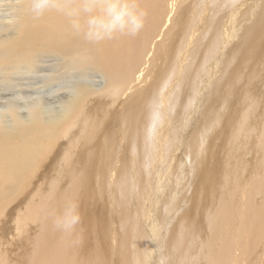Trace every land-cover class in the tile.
<instances>
[{
    "label": "bare ground",
    "instance_id": "6f19581e",
    "mask_svg": "<svg viewBox=\"0 0 264 264\" xmlns=\"http://www.w3.org/2000/svg\"><path fill=\"white\" fill-rule=\"evenodd\" d=\"M5 2L0 215L27 188L44 196L9 253L23 249L21 264H244L264 236V0H48L39 14L32 0ZM225 63L235 65L233 105H216L212 123L203 108ZM190 150L195 165L183 159ZM125 170L132 202L121 208ZM79 220L99 227L93 249Z\"/></svg>",
    "mask_w": 264,
    "mask_h": 264
},
{
    "label": "rangeland",
    "instance_id": "374dc122",
    "mask_svg": "<svg viewBox=\"0 0 264 264\" xmlns=\"http://www.w3.org/2000/svg\"><path fill=\"white\" fill-rule=\"evenodd\" d=\"M5 1L6 0H3V3H6ZM261 25H262V27L264 26V13L260 17V20L258 21V24H257V26L255 28H258ZM235 51H236V45H235V48H234V53H235ZM229 62H231V61H229ZM197 63L203 64L202 58L199 61H197ZM234 67H235L234 64L225 63V64L222 65L224 78L222 80H220V81H221V83L223 85H221L220 82L217 83L216 89L215 90L213 89L214 90L213 91V96L210 99V102L207 103V106L205 108H203L204 117H208L209 119H211L212 123L216 122V119L218 118V116L221 113L220 109H217L215 107L216 105H218V107H220V104L225 102V106L226 105H230L229 109H231V106L233 105V101H230L229 98H230V92H231L232 86L235 84V81H236L234 79V77L232 76V75L235 74V68ZM223 74L221 73V74H219V76L223 77ZM151 79L154 80V77H152ZM227 91H229V96L228 95L226 96ZM223 96H225V99H223ZM179 119H182V117L178 116V121H179ZM230 121H231V115L229 113H226L224 118L221 120L220 125L217 126L216 130L219 131L221 137H220V142H215V144H214L215 146L213 145L212 147H210V149L213 150V153H214V149L217 151V148L221 147L222 139H224L225 136H226V129L229 127ZM177 123H176V125L174 127H172V129L175 130V127L178 126ZM170 133H172V132H170ZM178 133L179 132H175L174 135L176 136ZM196 134H197V132L195 131L194 134L191 137L195 136ZM196 138H197V135H196ZM106 142L108 143V140H106ZM114 147H116V150L118 151V147L119 146H117V144H116V139H115ZM189 154L190 155H189L188 158H186V159L183 158V159L185 160V162H188V164H194L195 165V163L197 162V150H190ZM129 157L131 158L132 156H129ZM213 158L214 157H210L209 164H210V161ZM215 160L217 161V156L215 157ZM46 164H51V163L48 160ZM45 169L47 171V168H45ZM172 174H174V176H176V180L178 179V176L180 175L178 173L177 169H174ZM181 174H184V172H182ZM144 176H145L146 179L148 178L147 175L144 174ZM123 181H124V184L122 183V187L120 188L121 208H127L129 200H130V202H132V195H131V192H130V190H131L130 172H127L126 170L124 171V173H123ZM182 181H183V186L180 188V190L176 191V195L179 194L180 197L177 198V199L173 198V200H175V201H178L180 199H184L185 196L188 194L189 187L186 186V184H187V174L185 175V177L182 178ZM33 182L36 183L35 180H33ZM109 182H110L109 178L105 179V180H102L101 187L103 188L104 192H107V191L109 192L110 191ZM39 186L40 185H38V187L36 186L37 187V188L35 187L36 189L27 188L26 190L21 191L20 193L17 194L18 196L16 195V197L13 198L10 202H8L6 204V206L1 210V215H0V231H1V233H0V241H1L0 242V264H7L11 257H12V259H10V262L8 264H11V263L12 264H17L18 260H19L18 264H21L22 257L26 256V253L23 255L24 250L23 249L21 250L20 248H17L15 253H13V254L9 253V252L13 251L16 248V246H18L17 241L15 243L12 242V240L15 239L14 237L16 235V232H15L16 225L19 224L20 222H22V224H23V222L25 221V213H26L27 209H29L30 206H34L36 203H39L40 201H42V200L38 201V199H41V198L44 197V196L40 197L39 194H35V191L37 192V189L39 188ZM26 191H27V194H26ZM138 195H139V197L141 199V203L143 205V204H145V202L149 198L150 193L146 190V186L145 187H141V185H140V189H139V194ZM84 196H85V190H84ZM170 196H172V194H167V198H169ZM24 198H26V199H24ZM171 212L172 211L169 210L168 213L170 214ZM128 218H129V213L126 211L125 214H124V217H123L122 226L126 227L124 229V231L126 232L125 233V237L129 239V234H128V230H129V222L128 221L129 220H128ZM27 224H28L27 227H29L33 223L30 222V221H27ZM78 224H79V231L78 232H79V234L81 236L82 235L85 236V238L87 239V244H88L89 240L92 239L90 237V235L91 236L99 235V227H97L96 224H86V223H83L81 220L78 221ZM10 228H12V230ZM6 233L7 234L9 233L8 234L9 237H8V235ZM5 234L7 235L8 239L4 236ZM195 235H197V233L193 234V235H190L189 239H190V241H193V242L197 243V238L198 237L195 236ZM199 238L205 239L206 235H200ZM5 239H7V241H9V243H11V245L13 246L9 250H7V254H5L6 249L1 244L2 240H5ZM102 242L103 241L100 240L99 244H101L103 246V251H104V245L102 244ZM263 242H264V236L259 241V243H258L259 245H258V247L255 248L254 252L252 253V256L251 257L248 256L246 258V262L244 264H254V263L255 264H264V243ZM24 244L25 243L23 242V245ZM106 245H108V243H106ZM88 246H90V245L88 244ZM93 247H91V249H93ZM128 247H129V245L127 246V248ZM23 248H24V246H23ZM18 249H20V251ZM196 249L197 248L195 247L193 249V251H195ZM17 251L20 252V253H18ZM3 255L5 257H3ZM87 255H89V254L87 253ZM235 255H237V254H235ZM97 256L100 257L99 254H97ZM125 256H126L125 258H127V259L129 258L127 253L125 254ZM106 262H107V260L105 261V263ZM22 264H29V263H22ZM148 264H154V263L150 262Z\"/></svg>",
    "mask_w": 264,
    "mask_h": 264
},
{
    "label": "clouds",
    "instance_id": "9594fccd",
    "mask_svg": "<svg viewBox=\"0 0 264 264\" xmlns=\"http://www.w3.org/2000/svg\"><path fill=\"white\" fill-rule=\"evenodd\" d=\"M49 2L48 0H32V10L36 13L39 14L41 11H43L45 8L49 7ZM60 226V222L57 221V227Z\"/></svg>",
    "mask_w": 264,
    "mask_h": 264
}]
</instances>
